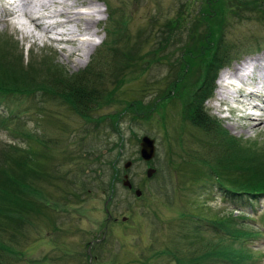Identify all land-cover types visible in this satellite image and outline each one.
Here are the masks:
<instances>
[{"label":"rangeland","instance_id":"374dc122","mask_svg":"<svg viewBox=\"0 0 264 264\" xmlns=\"http://www.w3.org/2000/svg\"><path fill=\"white\" fill-rule=\"evenodd\" d=\"M185 1L187 0H107L113 9L116 8L115 10L123 11L127 15V28L130 35H134L138 30L148 29V23L152 16L156 17L157 23L172 19L177 9ZM191 1L192 5L189 7V13L192 16L198 12L201 1ZM232 1H234V4ZM236 1L223 0L224 13L222 20L225 26L221 29L224 41L235 43L236 54L232 55L233 59L217 73L214 80L216 83L213 82L212 97L207 101L205 108L212 116L211 119L216 120L228 135L242 141L254 140L263 143L264 119L261 123L250 122L247 120L248 116L246 114L239 113V117L237 114H230V119L223 120L217 114L216 107H212V102H216L214 90L218 88L217 80L221 72L231 70L235 64H239L247 57L255 56L264 51V22L257 21L256 18L246 19L249 13L244 11L241 12L245 17L231 18V15H234ZM89 2L95 5V9L99 12L95 14L98 21L95 27L89 29L90 31L87 33L82 32L83 35L78 38L75 33H78V29L81 30V25L78 22L72 23L71 20L61 16L57 17L54 14L57 13L56 10L62 13L66 12L69 15L77 10L91 13L90 8H86ZM228 2L231 6L227 5ZM101 6L103 7L98 3V0H51V5L47 10L40 9L39 11V22L44 25L53 24L55 26V23L58 25L49 34L46 30H37L32 23L16 13L7 22L0 20V38L7 40L14 46L20 53L23 64L29 56L46 55L49 60L51 59L55 64L61 65L66 72L74 73L85 67L90 61V56L96 52L103 39V27L106 19L105 10ZM184 6L185 4L182 8ZM47 15L50 17L48 18ZM218 18L220 17L218 16L215 19ZM189 22L186 20L185 24H190ZM157 23L155 22V25ZM60 32H67L70 35H57ZM40 35L43 37H40ZM50 37L53 41L50 40ZM66 37L78 40L72 41L73 45L70 41L65 40ZM182 38H184V32ZM79 39L81 40L79 41ZM47 41L48 44H45ZM87 42L93 43L94 48L86 58H82L78 56L77 52H79L82 44ZM222 44L228 50L229 45ZM148 46L149 44L146 45L145 50L148 49ZM256 47H258V50L255 49ZM168 49L175 54H172L167 60L155 61V58L161 55V52H158L154 55L144 56L145 64L143 66L141 63L136 64L135 62L133 63L134 66L129 65L125 71V81L122 85L127 93V96H124L125 99L120 100L122 107L131 99L134 100V103L135 100H140V103L144 106L159 93L168 90L164 85L173 79L175 73L171 61L178 56L173 46L169 45L165 52ZM242 49H248V51L245 52ZM170 67H172V71L166 76L167 68ZM189 76V74L185 75L184 80H188ZM157 92L159 93L157 94ZM173 92L172 90L171 94ZM238 94L239 91L232 97L235 100L242 99ZM119 98H122V96H119ZM168 100L165 99V105L160 106L158 113H151L149 121H131L128 109L127 112L116 119L113 130L106 126L103 127L102 124L98 126L97 130H93L90 122L85 123L78 116L62 109L56 102L46 99L39 100L37 96L31 99L15 98L14 96L0 98V118L3 119L5 125L0 127V151L8 143L26 147L28 141L13 136L11 132L12 128L22 125L23 130L36 132L31 134V137L33 136L32 140L35 141L40 140L41 136L47 135L51 140L57 136L56 139L59 143L53 142L50 145L55 148L66 147L68 156L75 159L70 162L67 158L65 160L66 166L63 169L71 167V170H73L75 164L81 162L80 157L89 158L99 154L100 159L104 161L100 179L97 181L101 183H98L89 195H85L81 199L79 207L74 212V217L62 212L63 205L58 203L56 212H52L51 209H47L49 214L44 212V222H52L59 229L55 234L63 235L65 238L60 239L57 237L59 241H55L54 238L48 236L45 231L50 228V224H39L36 229H32L33 226L28 225L27 234L25 233L28 241L18 247L19 254L24 253L26 255L27 263L23 262L22 264H51V262H43L40 257L45 253L52 255L55 251L59 253V259L55 260L53 264H176L175 260L171 259L173 256L170 253H157L162 252L165 246L180 248L177 249L179 252L177 251V254H174L176 258L201 251L205 243L217 240L222 234L221 231H214L210 228V222L205 220L204 217L215 219L221 216L220 212L243 217L245 223L252 228L262 229L264 200L249 201L243 199L232 201L225 197L222 198V190L213 183L193 188L194 185H189L188 181L197 176L194 174L192 165L198 164L196 160L183 161L184 165H188L182 176L180 171L176 174L170 171V167L173 171H176V168L168 165V158H172V163H179L181 159H188L186 153L195 155L202 152L200 141L203 139V134L199 135L197 129L186 122L185 116H180L181 104L175 97L171 96V99ZM35 105H39L44 111L47 109L49 112L55 113L62 122L60 126L55 128L56 125H47L37 121L38 111L35 110ZM260 105L261 108L264 107L263 104ZM120 107L121 104L119 103L101 106L98 111H92L91 116L95 119L102 118L103 122L106 123L108 121L107 117L117 113ZM251 110L262 113L260 107L257 106ZM160 114L163 116V125L160 122ZM55 123L56 121H54ZM142 135L154 139L155 145L153 159L148 162L155 171L148 180L143 179L146 164L138 158V141ZM199 138L200 141H198ZM115 159V166H112L111 162ZM125 161H130V166L126 171H123L122 165ZM113 168L117 171V174L120 172L121 174L125 173L133 186L141 190V195L139 199H135L132 193L123 190L120 183L114 182V193L111 194L113 199L109 206L107 204V209L116 217V222L109 221L104 224L103 203L110 194L106 185L112 180L115 172ZM183 181L184 185L189 186V189H180L183 186ZM41 211L37 212L40 218L42 217ZM179 212H190L195 216L192 219H179ZM122 216L126 217L125 222L120 221ZM25 219L32 222L33 216L25 217ZM104 226L105 233L103 236ZM180 226L183 227L184 231L178 233L177 227ZM190 229H194L199 237L197 238L189 233L188 230ZM188 234L192 236L191 239L189 238L186 241ZM101 236L103 237L98 242L99 246L91 250V258L88 261L85 257V242ZM10 238L11 236L6 238L5 245L10 246V248H17L18 245ZM259 239L247 244L251 248L253 260L248 261L246 264H264V239H262V236ZM181 251H187V254L180 256ZM8 258L14 261L15 256L11 254ZM17 264H20L18 260ZM220 264L231 263L224 261Z\"/></svg>","mask_w":264,"mask_h":264},{"label":"trees","instance_id":"16d2710c","mask_svg":"<svg viewBox=\"0 0 264 264\" xmlns=\"http://www.w3.org/2000/svg\"><path fill=\"white\" fill-rule=\"evenodd\" d=\"M99 1L106 9L105 39L88 64L74 73L66 72L61 65L55 64L46 55L29 56L23 64L21 55L14 46L0 38V96H37L39 100L56 102L62 109L78 116L85 123L90 122L93 130H97L100 124L113 130L116 119L128 109L131 121H149L151 113H158L160 106L165 105V99L170 100L173 96L181 104L180 116H185L186 122L197 129L199 135L203 134V139H198L201 142L200 154L186 153L188 159H181L179 163H172V158H168V165L176 168V171H173L170 167V171L174 174L180 171L182 176L188 165H184L183 161L196 160L198 164L192 165L197 176L188 181L189 185H194L193 188L213 183L222 190V197L232 201L264 198V142H247L228 135L203 107L204 100L212 94L217 72L228 65L233 59L232 55L236 54L235 43L224 41L222 35L221 29L225 26L222 20L223 0H200L199 10L192 16L189 13L192 1L187 0L183 3V8L182 4L181 8L177 9L172 19L157 23L156 17L149 16L148 29L138 30L134 35L128 33V17L123 11L113 9L107 0ZM232 3L234 4V1ZM227 5L231 6L229 2ZM241 11L249 13L246 17L248 20L256 18L257 21L264 22V0H237L231 18L244 16ZM218 16L220 18L215 19ZM186 20L190 21V24H185ZM222 43L229 45L228 50ZM147 44L149 46L145 50ZM169 45L174 47L178 56L171 61L175 73L173 79L164 85L168 90L157 92L159 95L144 106L140 100H135V103L130 100L113 116H108L106 123L102 118L95 119L91 116V112L98 111L101 106L122 104L116 98V93L120 92L124 96L122 85L129 65L134 66L135 62L143 66L144 56L158 52H161V55L156 57L155 61L167 60L175 54L169 49L165 52ZM255 49L258 50V47ZM242 51L246 52L248 49ZM167 70L166 76L171 73L172 67ZM187 74L190 76L185 81ZM35 110L38 111L36 120L40 123L56 125L55 128L62 123L55 113L47 109L44 111L39 105H35ZM159 118L163 125L161 114ZM14 132L15 136L28 143L23 148L11 143L0 153V264H17V260H26L24 253L19 254L18 247L28 241L25 237L28 225L36 229L39 224H50V228L45 232L54 237V233L59 229L52 222H44L37 212L42 210V217L47 209L56 212L58 203L63 205L62 212L73 217L81 199L101 183L97 181L104 164L97 154L89 158L80 157L81 162L76 163L73 170L71 167L63 169L67 158L70 162L75 159L68 156L66 147L55 148L50 145L53 142L59 143L57 136L53 140L47 135L41 136L40 140L33 141L31 134L35 132L23 130L22 125L15 127ZM182 184L181 190L189 189L188 185H184V181ZM111 185H106L109 191L113 189ZM220 213L221 216L215 219L204 217L210 222V228L221 231L222 234L217 240L205 243L201 251L176 258L177 249L180 248L165 246L162 252L157 254L170 253L176 264L250 262L253 257L247 244L264 234V216L262 229L257 230L245 223L243 217ZM32 216V222L25 219ZM194 216L195 214L190 212L178 213L179 219H192ZM195 230L197 231L196 228ZM195 230L190 229L188 232L198 238ZM183 231L182 226L177 227L178 233ZM192 235L188 234L186 241L191 239ZM9 236L10 240L18 245L17 248L5 245ZM181 252L180 256L187 254V251ZM11 254L15 256V262L8 258ZM57 259L59 253L55 251L45 263L53 264Z\"/></svg>","mask_w":264,"mask_h":264},{"label":"bare ground","instance_id":"6f19581e","mask_svg":"<svg viewBox=\"0 0 264 264\" xmlns=\"http://www.w3.org/2000/svg\"><path fill=\"white\" fill-rule=\"evenodd\" d=\"M8 3L11 5V12L17 13L19 16L23 17L28 22L32 23L34 27L39 31L46 30V32L49 34V32L53 28H56L58 26L56 23L54 26L53 24L44 25L43 23L39 22L40 9H43V11L44 9L47 10L48 7L51 5V0H8ZM86 8H90L91 13H88L87 11L77 10L69 15L66 12L62 13L56 10L55 12L57 13L54 15H56L57 17L61 16L62 18L64 17L66 19H69L72 21V23L78 22L79 25H81L82 31L78 29V33H75V35L78 38H80L83 35L82 32L85 33L89 32L91 28L95 27L96 22L98 21L95 17V14L99 12L95 9V5L89 2L86 5ZM47 17L49 18L50 16L47 15ZM94 32L96 33L95 30ZM59 34H69V33L60 32L57 35ZM40 37L43 36L40 35ZM65 40L70 41L72 43V41H77L78 39L73 40L70 39V37H66ZM80 40L81 39H79V41ZM93 48H94L93 43L87 42L82 44V47L79 48V52H77L78 56L82 58L83 57L86 58ZM223 79L227 80V82H223ZM217 83H218V89L216 91V100H223V101L230 100L231 102L233 101L231 96H234V94L238 92L237 91L238 88L243 87V88H248L250 91L249 93H247L246 96H245L246 93L244 95L243 94L240 95V97L242 98L239 99L240 103H245L246 105H248L250 102H247L249 100H246L245 99L246 97H249V99L260 98L264 102V51L260 52L255 56L247 57L246 59L242 60L239 64H235L231 70L230 69L223 70L219 76V79L217 80ZM231 84L235 85L236 87H233V85ZM247 120L250 122L253 121V122L261 123L259 119H255L253 117H247Z\"/></svg>","mask_w":264,"mask_h":264},{"label":"water","instance_id":"95a60500","mask_svg":"<svg viewBox=\"0 0 264 264\" xmlns=\"http://www.w3.org/2000/svg\"><path fill=\"white\" fill-rule=\"evenodd\" d=\"M153 140L150 139L147 136H142L139 142V156L142 160H150L154 154V145H153ZM129 163H126L124 165V168H126L128 166ZM154 172L153 169L148 168L146 170V176L150 177V175ZM126 178V177H124ZM126 184V183H123ZM135 194L138 196L140 193L139 191H135Z\"/></svg>","mask_w":264,"mask_h":264},{"label":"flooded vegetation","instance_id":"af4514ba","mask_svg":"<svg viewBox=\"0 0 264 264\" xmlns=\"http://www.w3.org/2000/svg\"><path fill=\"white\" fill-rule=\"evenodd\" d=\"M111 218V217H110ZM112 219V218H111Z\"/></svg>","mask_w":264,"mask_h":264}]
</instances>
